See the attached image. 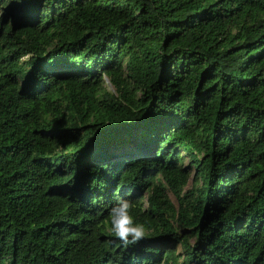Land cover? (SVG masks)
<instances>
[{"label": "trees", "instance_id": "16d2710c", "mask_svg": "<svg viewBox=\"0 0 264 264\" xmlns=\"http://www.w3.org/2000/svg\"><path fill=\"white\" fill-rule=\"evenodd\" d=\"M0 264H264V0H0Z\"/></svg>", "mask_w": 264, "mask_h": 264}, {"label": "clouds", "instance_id": "9594fccd", "mask_svg": "<svg viewBox=\"0 0 264 264\" xmlns=\"http://www.w3.org/2000/svg\"><path fill=\"white\" fill-rule=\"evenodd\" d=\"M134 206L132 200L118 198L106 217L111 234L125 245L138 242L148 232L146 224L132 215Z\"/></svg>", "mask_w": 264, "mask_h": 264}, {"label": "rangeland", "instance_id": "374dc122", "mask_svg": "<svg viewBox=\"0 0 264 264\" xmlns=\"http://www.w3.org/2000/svg\"><path fill=\"white\" fill-rule=\"evenodd\" d=\"M191 184H192V175L189 176L188 179H187V187H190ZM143 198L145 200V198H146L145 194L143 195ZM190 242H192V239H190Z\"/></svg>", "mask_w": 264, "mask_h": 264}]
</instances>
